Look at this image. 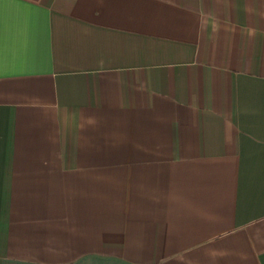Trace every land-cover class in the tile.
Wrapping results in <instances>:
<instances>
[{"label": "crops", "instance_id": "0c3cea01", "mask_svg": "<svg viewBox=\"0 0 264 264\" xmlns=\"http://www.w3.org/2000/svg\"><path fill=\"white\" fill-rule=\"evenodd\" d=\"M0 264H264V0H0Z\"/></svg>", "mask_w": 264, "mask_h": 264}]
</instances>
